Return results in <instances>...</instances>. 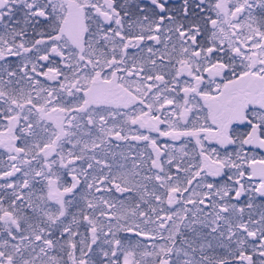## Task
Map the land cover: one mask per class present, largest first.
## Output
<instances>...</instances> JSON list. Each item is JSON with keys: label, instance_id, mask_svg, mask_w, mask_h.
<instances>
[{"label": "snow or ice", "instance_id": "obj_1", "mask_svg": "<svg viewBox=\"0 0 264 264\" xmlns=\"http://www.w3.org/2000/svg\"><path fill=\"white\" fill-rule=\"evenodd\" d=\"M0 264H264V0H0Z\"/></svg>", "mask_w": 264, "mask_h": 264}]
</instances>
